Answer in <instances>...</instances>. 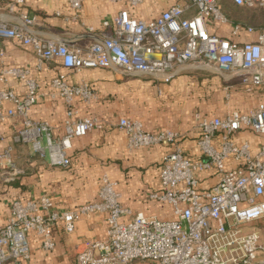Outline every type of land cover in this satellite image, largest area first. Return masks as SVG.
I'll return each instance as SVG.
<instances>
[{"label":"built area","instance_id":"2783aa9c","mask_svg":"<svg viewBox=\"0 0 264 264\" xmlns=\"http://www.w3.org/2000/svg\"><path fill=\"white\" fill-rule=\"evenodd\" d=\"M4 1L10 4L11 14L16 12V5L24 3ZM111 1L137 8L146 0ZM228 1L247 10L264 9V0ZM83 3L69 0L76 12L82 10ZM209 19L232 24L223 14L222 0H186L151 22L137 20L122 10L103 22L102 36L96 43L73 49L62 41L38 35L33 30L36 19L20 13L15 23L0 18V57L4 54L1 42L13 40L33 50L38 68L59 60L68 70L102 69L159 86L170 84L192 66L227 83L228 99L235 89L264 96V29L232 24L233 36L256 38L254 42H234L212 35ZM89 32L94 34V28ZM8 76L24 81L27 92L19 97L12 90H0V123L20 119L14 143L30 145L52 168H69L72 141L105 128L97 118L77 119L76 102L90 103L96 97L94 91L86 84L70 86L63 77L51 82L54 97L63 99L67 106L63 136L55 139L48 124L28 117L38 102V85L29 79V72L7 69L1 80ZM195 120L201 160H190L179 148L166 155L160 172L162 191L153 196L173 208V220L132 214L120 202L117 183L103 176L98 200L73 211H57L47 196L37 201L15 200L7 224L0 227V264L30 260L29 234L40 237L42 248L52 252L56 248V227L63 226L71 234L80 220L97 214L106 218L107 238L79 246L75 264H264V141L255 155L248 142L236 141L244 130L264 138V101L246 113L235 111L221 118L197 114ZM116 128L127 136L130 150L176 146L181 139L177 129L150 133L140 122L126 118L119 120ZM10 152L11 147L3 157V168L14 169L16 176ZM228 160L238 167L227 170ZM212 170L218 173L219 183L210 190H200L198 174Z\"/></svg>","mask_w":264,"mask_h":264},{"label":"crops","instance_id":"0c3cea01","mask_svg":"<svg viewBox=\"0 0 264 264\" xmlns=\"http://www.w3.org/2000/svg\"><path fill=\"white\" fill-rule=\"evenodd\" d=\"M186 0H146L137 8L111 0H84L81 11H74L69 0H24L10 13L9 3L0 0V18L15 23L20 13L35 18L34 32L41 37L66 43L73 49H85L102 36V24L113 19L122 10L146 22L156 20L169 7L184 4ZM195 13L187 14V17ZM212 35L234 42H254L255 36L232 34V24L207 20ZM95 30L94 34L89 28ZM4 51L0 57V90H12L25 96L24 81L6 77L7 69L21 68L29 72V79L38 85V102L28 117L36 123H46L53 129L55 139L63 136L67 106L63 99L54 97L51 82L63 77L70 86L89 85L95 93L90 103L77 101V119L97 118L103 130H94L72 141L68 151L69 168H52L33 152L30 145L14 143L15 130L21 126L20 119L0 123V227H4L11 215L15 200L37 201L47 196L59 212L76 208L98 200L101 178L108 176L117 183L122 206L132 214H143L160 221L174 219L173 208L153 198L161 193L160 172L166 155L176 148L190 160H201L198 146L199 131L195 117H224L231 112L246 113L264 101L258 93H245L240 89L231 91L228 84L211 72L195 71L192 66L168 85H157L150 80L125 78L112 71L94 69L80 72L65 69L59 60L45 63L38 68L33 50L13 40L1 42ZM160 88V91H159ZM6 107H11L6 104ZM126 118L140 122L150 133L177 129L181 139L176 146H156L130 150L125 133L116 128L119 120ZM237 143L248 142L252 153L259 151L263 137L249 130L241 131ZM11 147L14 169H4V155ZM233 160L226 162L227 170L237 168ZM200 190L215 187L220 177L215 170L198 174ZM56 248L46 252L36 234L28 236L31 258L21 264H75L78 247L91 241H105L107 223L104 215L84 218L76 224L73 233L67 234L63 226L53 231ZM14 264V263H10Z\"/></svg>","mask_w":264,"mask_h":264},{"label":"trees","instance_id":"16d2710c","mask_svg":"<svg viewBox=\"0 0 264 264\" xmlns=\"http://www.w3.org/2000/svg\"><path fill=\"white\" fill-rule=\"evenodd\" d=\"M223 14L226 19L235 25L255 30L264 29V9L259 11L246 10L229 2L222 0Z\"/></svg>","mask_w":264,"mask_h":264},{"label":"rangeland","instance_id":"374dc122","mask_svg":"<svg viewBox=\"0 0 264 264\" xmlns=\"http://www.w3.org/2000/svg\"><path fill=\"white\" fill-rule=\"evenodd\" d=\"M134 264H151V263L150 262H143V261H136V262H134Z\"/></svg>","mask_w":264,"mask_h":264}]
</instances>
